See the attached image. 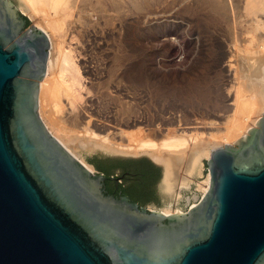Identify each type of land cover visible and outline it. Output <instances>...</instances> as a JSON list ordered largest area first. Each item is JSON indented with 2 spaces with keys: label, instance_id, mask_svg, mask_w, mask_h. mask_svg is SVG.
<instances>
[{
  "label": "water",
  "instance_id": "obj_1",
  "mask_svg": "<svg viewBox=\"0 0 264 264\" xmlns=\"http://www.w3.org/2000/svg\"><path fill=\"white\" fill-rule=\"evenodd\" d=\"M28 24L0 0V264H264V115L183 213L106 196L37 115L47 41Z\"/></svg>",
  "mask_w": 264,
  "mask_h": 264
},
{
  "label": "rangeland",
  "instance_id": "obj_2",
  "mask_svg": "<svg viewBox=\"0 0 264 264\" xmlns=\"http://www.w3.org/2000/svg\"><path fill=\"white\" fill-rule=\"evenodd\" d=\"M226 1L222 0L225 8L216 9L213 0H69L71 6L66 9L67 15L61 16L63 28L59 34L49 27L55 18L51 10L44 16L49 19L46 23L40 18L43 14L32 15L23 0H9L31 25L51 33L56 44L50 50L53 63L59 46L70 58L71 66H66V74L63 72L65 79H61V66L55 65V93L39 105V115L55 120L60 115L58 126L63 132L55 134L65 137L69 128L67 136L76 132L74 143L69 145L74 154L112 169L116 177L122 176L117 167L122 159L153 163L144 154L124 156L90 146L88 143L99 137L86 134L85 128L102 137L117 133V138L124 139L125 144L130 142V146H136L133 140L137 137L149 135L148 130L159 131L157 140L167 131L204 133L208 122L233 114L237 81L229 76L230 71H236L255 45L264 51V23L257 30L255 26L256 20L264 21L263 13L256 9L257 15L249 12L245 0ZM256 124L226 145H234ZM221 146L210 145L207 151ZM207 159H201L186 186L180 184L185 174L177 165L179 180L173 191L163 185V168L155 167V196L143 204L150 211L183 213L184 198L202 196L200 184L208 176ZM131 180L146 182L140 177ZM191 203L194 205V201Z\"/></svg>",
  "mask_w": 264,
  "mask_h": 264
},
{
  "label": "bare ground",
  "instance_id": "obj_3",
  "mask_svg": "<svg viewBox=\"0 0 264 264\" xmlns=\"http://www.w3.org/2000/svg\"><path fill=\"white\" fill-rule=\"evenodd\" d=\"M23 1L29 8L32 15L39 16V14L41 15L43 14V16H40V18H43V19L46 17L45 15L48 14L47 11L51 10L50 12H53L54 15L53 14L52 15L55 16V18L53 17L54 19L50 22L49 27L55 33L61 34V31L63 28L61 16L65 14L67 15L66 9H69L71 6V4L69 3V0H23ZM227 2L229 3L230 0H227L226 3ZM212 3H213V7L216 9L225 8L226 6V4L222 2V0L221 1L213 0ZM244 3H246L245 4L246 7L244 6L245 8L247 9L250 8V10H248L249 12L252 10L251 12L257 15L256 13L257 11H259L258 13H263L264 15V0H245ZM253 9L254 11L256 10L257 11L254 12ZM48 20L49 19L47 20L44 19L43 21L48 23L49 22ZM260 23H264V21H262V18L259 20H256V24H255L256 30L257 28L258 29L262 28L259 25ZM45 29L47 30V28ZM43 33L45 34L46 41H47V54H46V59L44 62L43 79H42L40 89H39V94H38L37 115L39 119L41 120V122L43 123L44 127L49 132V134L57 141V143H59L61 147H63L74 158H76L87 170H89L90 172H94V169L92 168V166L87 164L85 160L80 158L78 155H75L73 152L74 150L72 151L70 149L69 145L74 143L73 142L74 139L72 138L76 136V132H75V136L74 135L67 136V134L69 133L68 131H70V128H69L68 131H65L66 134L64 132L65 137L63 136L60 137L55 134V133L63 132V130L58 126V122H60V119H61L59 117L60 115L57 118L59 119V121L57 119H56L57 121L55 119H52V117L51 119L50 117L46 119L44 118L45 115H43L44 117L42 118L41 114L39 115V105H42V103L45 104V102L48 100L47 96H49L50 93L52 94L54 92V89H56V86L54 84L53 77H52L55 65H56V68L57 66L58 67L61 66V79H65L63 72L66 70V66L70 65L69 56L66 54L63 55L62 50L60 49V46L57 51L58 57L56 56V49L55 51H53L55 52L54 54L57 57V58L55 57L56 60L53 57L55 60V63H53L52 54L50 50L53 47V44L55 43H53L52 41V38L50 35L51 33L50 34L48 32H43ZM252 44H254L253 41L251 42V45ZM263 47L264 45L262 46V48ZM260 49H261L260 46L255 45L251 51H248L247 57H245L244 61H242L243 63L239 65V67L236 68V71L235 72L230 71L229 76L233 77L237 81V86L235 89V97H234L233 104H232V106L234 107L233 114L231 116L226 117V119L216 117L215 119L218 121L208 122L209 128L205 129L204 133L202 132L196 133L195 131V133L192 134L190 133V131L189 133H186V131L181 130L180 133L175 134L173 132L167 131V133L165 132L166 135H164L162 138L157 140L159 137H161L159 135V131L157 132L155 130H148L149 135L147 134V136L145 137H137L136 139L133 140V142L137 143L136 146H130V142L125 144L123 143L124 139L117 138L116 136L117 133L112 134L113 133L112 132L111 133L112 136L111 134H109L110 136L105 135L102 137L99 134L96 135L93 132H88L87 131L88 129L85 128L84 131L86 134H89L93 138L99 137L96 141H90L91 143L89 142L88 144H91L90 146L92 147H98L104 150H109L111 152H115L120 155L122 154L124 156H129L130 154H139V153L147 155L148 156L147 158H149L153 163L163 168V183H164L163 185L167 191H173L175 189V188L173 189V187L174 185H176L175 183L179 180L178 178L179 173H178L177 165L180 164L181 166L180 171H183L185 174V177L181 179L180 184L181 186H186L188 184V181L190 180L189 178L192 177L195 171L198 169L201 159L204 156L208 158L207 160H209L213 151L217 149H221L223 146H233V145H226V144L238 138L240 135H244L246 129L252 125H255L258 120V117L263 113L258 123L261 121L264 115V100H263L264 98V51H260ZM71 68L72 67H70V69ZM231 73H233V75ZM64 74L66 73L64 72ZM71 91L72 90H70L69 92L71 93ZM75 96L76 95H74V97ZM62 104L63 102L61 103L60 106L64 107L65 105H62ZM67 106H69L71 109L72 103H70V101L69 103L67 102ZM42 107H40V110ZM54 107L59 108V104L55 103ZM64 109L65 108H63L62 110ZM61 113H63V111ZM251 115H254V117H251ZM63 129L66 130L67 128L66 129L63 128ZM212 132H215V133H212ZM72 133L74 134V132ZM79 134H82V133H79ZM119 134L121 135L120 132ZM137 134L138 135L141 134L140 131H138ZM203 135H205V137ZM153 139L154 140L156 139L157 141L155 142ZM215 144L217 145L222 144L223 146L216 148L211 153H209V151H207V147L210 145L215 146ZM200 188H202V195H205L208 192L210 188L209 175L206 177L205 183L200 184ZM194 206L195 204L192 205L191 207H194ZM157 212L160 215H163L166 217L181 214V213H171L170 210H166V209H161V210L158 209Z\"/></svg>",
  "mask_w": 264,
  "mask_h": 264
},
{
  "label": "flooded vegetation",
  "instance_id": "obj_4",
  "mask_svg": "<svg viewBox=\"0 0 264 264\" xmlns=\"http://www.w3.org/2000/svg\"><path fill=\"white\" fill-rule=\"evenodd\" d=\"M22 18V21L24 22V26L21 29V33L27 32L29 29L32 27H29L28 21L20 15ZM124 164L129 163V164H134L131 165V168L127 169L124 171V175L120 177H116L117 174H113L112 176H107L105 175L104 172H99L96 170V167L93 166L97 174L103 175L106 180L103 183V188H104V193L106 196H113L115 198H121V197H127L130 201L136 203L139 208H144L147 211H150L147 209V205H144L143 203L145 202V199H148L152 196H155V187H154V179L153 178L148 179L147 176L140 177L141 179H144L146 182H142L141 180L134 181L131 180V178L139 177L135 175L134 168H144V164L141 161H133V160H124L122 159L121 161ZM128 164V165H129ZM92 166V165H91ZM113 179H119V182L116 184ZM124 181V182H123ZM195 197H188L184 198V211H186L189 207H191V202L194 201Z\"/></svg>",
  "mask_w": 264,
  "mask_h": 264
},
{
  "label": "trees",
  "instance_id": "obj_5",
  "mask_svg": "<svg viewBox=\"0 0 264 264\" xmlns=\"http://www.w3.org/2000/svg\"><path fill=\"white\" fill-rule=\"evenodd\" d=\"M88 164L92 165V166H95L96 167V170L100 171V172H104L105 175L107 176H112L113 174L112 173V169L109 170L108 168H106L105 166L101 167L99 166L97 163H95L94 161H90V160H87ZM143 164H144V168H140V169H136L134 168V166L132 167V169H134V172L135 175L139 176V177H144V176H147L148 179L150 178H153L154 176H156L157 174V169L152 165L150 164L148 161H141ZM129 163H126L123 165L122 162H119L117 167H118V170L121 171V174L124 175V171H126L127 169L131 168V165H134V164H129ZM103 169V170H102Z\"/></svg>",
  "mask_w": 264,
  "mask_h": 264
},
{
  "label": "crops",
  "instance_id": "obj_6",
  "mask_svg": "<svg viewBox=\"0 0 264 264\" xmlns=\"http://www.w3.org/2000/svg\"><path fill=\"white\" fill-rule=\"evenodd\" d=\"M154 167H157V166H155L154 164H152Z\"/></svg>",
  "mask_w": 264,
  "mask_h": 264
}]
</instances>
